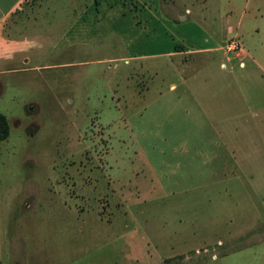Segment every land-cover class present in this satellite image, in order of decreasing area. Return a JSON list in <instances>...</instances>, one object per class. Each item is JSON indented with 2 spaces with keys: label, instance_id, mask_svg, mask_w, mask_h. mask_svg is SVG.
I'll use <instances>...</instances> for the list:
<instances>
[{
  "label": "rangeland",
  "instance_id": "374dc122",
  "mask_svg": "<svg viewBox=\"0 0 264 264\" xmlns=\"http://www.w3.org/2000/svg\"><path fill=\"white\" fill-rule=\"evenodd\" d=\"M36 3L0 31L31 40L0 64V264H229L264 244V0H96L24 29Z\"/></svg>",
  "mask_w": 264,
  "mask_h": 264
},
{
  "label": "crops",
  "instance_id": "0c3cea01",
  "mask_svg": "<svg viewBox=\"0 0 264 264\" xmlns=\"http://www.w3.org/2000/svg\"><path fill=\"white\" fill-rule=\"evenodd\" d=\"M27 0H0V31L3 29L5 20L7 16H10L13 14L16 10H20L23 3ZM173 3V0H171ZM170 2V1H169ZM96 3V0H65V2H61L60 4L55 1L51 0H38V3L35 5V9L33 11L37 12L39 14V17L37 20H31V21H23L22 27L24 29L26 27H33L37 28L39 31L40 29V23L39 18L40 15L45 14L46 12H52L54 9L56 11H61L70 14L71 16L68 19V26H61L60 29H68L71 25L77 23L81 19V15L85 14L92 6H94ZM167 4V2H166ZM172 6V4H171ZM31 6H28V8ZM187 11V9H185ZM177 16H180L181 19L183 15L180 14V12H177ZM66 19V18H65ZM75 22V23H74ZM18 21L17 23H12V29L20 28ZM60 23V22H59ZM28 25V26H27ZM228 30H230V26H226ZM36 29V30H37ZM31 40H29L27 37H25L24 34L11 36L7 34L6 36H1L0 34V64L1 62H10L15 57L16 53L24 52V50L27 48V46L30 44ZM219 47H209V48H202V49H194L197 50L198 53L205 52L204 50L212 51ZM203 50V51H202ZM179 50H175L173 52H165L160 54H165L168 57L175 56L179 54ZM235 54H238L237 52H234ZM247 54L244 52V55ZM26 59L23 60L25 62ZM222 65V63H221ZM2 69H0V72ZM170 89H174V85H169ZM189 93H193L190 89L185 88ZM262 233V232H261ZM260 233V234H261ZM264 234V230L263 233ZM233 254V255H232ZM221 259L224 260L228 257H224L223 254H221ZM218 259V256H213V258H210V260H216ZM227 261V259H226ZM229 264H264V244H258L257 246L248 244L245 246L242 250L233 251L231 252V258Z\"/></svg>",
  "mask_w": 264,
  "mask_h": 264
},
{
  "label": "trees",
  "instance_id": "16d2710c",
  "mask_svg": "<svg viewBox=\"0 0 264 264\" xmlns=\"http://www.w3.org/2000/svg\"><path fill=\"white\" fill-rule=\"evenodd\" d=\"M8 134V123L4 115L0 114V140L7 137Z\"/></svg>",
  "mask_w": 264,
  "mask_h": 264
},
{
  "label": "built area",
  "instance_id": "2783aa9c",
  "mask_svg": "<svg viewBox=\"0 0 264 264\" xmlns=\"http://www.w3.org/2000/svg\"><path fill=\"white\" fill-rule=\"evenodd\" d=\"M226 48L227 50H233L235 48H237V45H235L233 42L226 44Z\"/></svg>",
  "mask_w": 264,
  "mask_h": 264
}]
</instances>
